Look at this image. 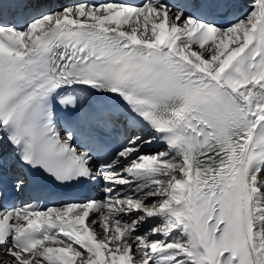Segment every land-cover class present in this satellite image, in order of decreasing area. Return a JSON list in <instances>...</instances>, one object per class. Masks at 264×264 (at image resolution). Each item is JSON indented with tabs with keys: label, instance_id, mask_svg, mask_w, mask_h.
<instances>
[{
	"label": "snow or ice",
	"instance_id": "6c2138e0",
	"mask_svg": "<svg viewBox=\"0 0 264 264\" xmlns=\"http://www.w3.org/2000/svg\"><path fill=\"white\" fill-rule=\"evenodd\" d=\"M0 264H264V0H0Z\"/></svg>",
	"mask_w": 264,
	"mask_h": 264
}]
</instances>
